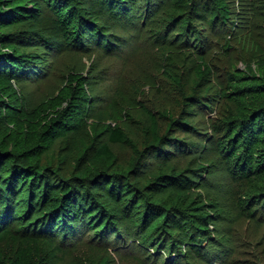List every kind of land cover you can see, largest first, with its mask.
Instances as JSON below:
<instances>
[{
    "label": "rangeland",
    "instance_id": "1",
    "mask_svg": "<svg viewBox=\"0 0 264 264\" xmlns=\"http://www.w3.org/2000/svg\"><path fill=\"white\" fill-rule=\"evenodd\" d=\"M25 5L31 17L0 29L22 62L4 101L39 135L66 111L79 118L74 142L47 148L38 194L75 195L94 216L79 240L31 244L35 264H264V176L242 180L222 150L231 121L264 111V0ZM72 10L75 35L59 18ZM10 128L0 122V140ZM114 129L124 138L101 155ZM33 187L11 194L19 215Z\"/></svg>",
    "mask_w": 264,
    "mask_h": 264
},
{
    "label": "trees",
    "instance_id": "2",
    "mask_svg": "<svg viewBox=\"0 0 264 264\" xmlns=\"http://www.w3.org/2000/svg\"><path fill=\"white\" fill-rule=\"evenodd\" d=\"M27 1L0 0V29L15 25L34 14L25 5ZM66 4V7H70L69 2ZM218 6V15L227 18V8L221 3ZM59 18L61 28L65 24L77 25L74 35L78 27H81L80 16L73 10L69 12L67 18L61 16ZM6 40L7 38L0 35V122L5 121L11 127L7 138L0 140V243L6 242L12 245L6 252L0 248V264H35L34 256L29 250L31 244H39L42 239H52L57 236L63 237L64 240L71 236L73 241L79 240L83 236L84 225L91 226L94 216L89 217L86 208L79 207V201L76 200L75 195L67 196L62 200L56 197L57 194L47 196L46 189L38 194L40 190L38 188L41 186L38 187L37 184L49 181V179L44 180V172L40 167L47 148L51 147L54 140L60 136L74 142L77 138L76 126L80 120L66 111L63 114V120L56 121V125L46 127L41 135L32 130H25V124L19 119L17 112L13 111L12 103L7 105L4 101L8 95L16 96L12 80L17 77L16 69L22 65L21 57L17 56V51L13 47H6L9 53H5L6 48L2 46V43ZM3 109L7 110L5 114ZM254 115L255 113L248 116L242 123L239 120L231 121L230 135L222 145L223 153L226 154L234 168L233 172L235 174L237 172L242 180L249 181L254 177L264 176V111L256 113L255 117ZM246 121L248 122L244 125ZM123 138L124 134L120 129L111 131L108 142L103 144L99 150L100 154L110 156V144L119 143ZM18 161L21 164L17 163ZM9 178L13 181L10 182ZM19 185H30L38 189L29 195L30 199H25L24 204L27 206L23 215L18 214L11 195L19 190ZM259 189L264 194V186H260ZM60 190L69 193L70 187ZM32 198H40L36 208L38 206L42 212L30 219L31 211H33ZM48 207L51 210L49 214L57 216L49 221L47 220V217H50L48 214H45L47 217L43 216V211ZM61 216L65 217L67 222L64 225L61 224L64 223L60 219ZM78 217L82 218V221L77 226L72 221L77 220ZM165 217L166 213H163L162 219Z\"/></svg>",
    "mask_w": 264,
    "mask_h": 264
}]
</instances>
